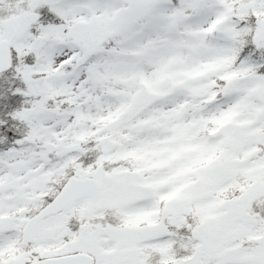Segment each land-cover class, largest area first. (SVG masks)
<instances>
[{
  "label": "snow or ice",
  "instance_id": "snow-or-ice-1",
  "mask_svg": "<svg viewBox=\"0 0 264 264\" xmlns=\"http://www.w3.org/2000/svg\"><path fill=\"white\" fill-rule=\"evenodd\" d=\"M0 264H264V0H0Z\"/></svg>",
  "mask_w": 264,
  "mask_h": 264
}]
</instances>
